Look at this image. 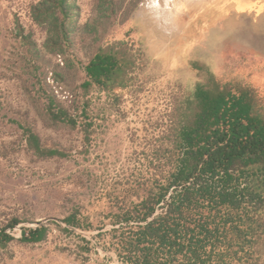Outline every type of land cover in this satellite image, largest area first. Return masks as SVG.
<instances>
[{
  "label": "rangeland",
  "instance_id": "rangeland-1",
  "mask_svg": "<svg viewBox=\"0 0 264 264\" xmlns=\"http://www.w3.org/2000/svg\"><path fill=\"white\" fill-rule=\"evenodd\" d=\"M43 2L0 0V228L21 221L0 264H126L110 231L167 175L182 102L203 79L194 65L254 88L264 106V0H69V18L43 5L38 23ZM101 50L123 72L86 87ZM31 135L62 154L39 155ZM256 220L255 254L210 264H264V205ZM40 225L44 241H18Z\"/></svg>",
  "mask_w": 264,
  "mask_h": 264
},
{
  "label": "trees",
  "instance_id": "trees-1",
  "mask_svg": "<svg viewBox=\"0 0 264 264\" xmlns=\"http://www.w3.org/2000/svg\"><path fill=\"white\" fill-rule=\"evenodd\" d=\"M43 5L46 17L58 8L67 19L75 3L44 0L34 10L38 23L45 22ZM194 68L203 71V79L182 102L167 175L132 210L116 215L110 231L126 264H210L214 254L221 260L255 254L261 228L256 218L264 205V106L254 88L223 83L203 66ZM122 72L116 56L101 50L86 66L85 86L109 87ZM67 117L64 110L55 115L75 124ZM29 142L41 156L62 154L43 149L36 135ZM20 223L14 218L0 228V248L17 240L9 230ZM65 223L81 225L76 214ZM48 233L45 225L23 227L18 241L39 243Z\"/></svg>",
  "mask_w": 264,
  "mask_h": 264
},
{
  "label": "bare ground",
  "instance_id": "bare-ground-1",
  "mask_svg": "<svg viewBox=\"0 0 264 264\" xmlns=\"http://www.w3.org/2000/svg\"><path fill=\"white\" fill-rule=\"evenodd\" d=\"M179 2V1H178ZM167 8L169 9V7L167 6ZM167 10V9H166ZM167 12V11H166ZM165 13V12H164ZM167 13H169V12H167ZM167 15V14H166ZM161 16V15H160ZM167 18H168V20L166 19V21H167V24H170V20L172 19V16H170L169 14L167 15Z\"/></svg>",
  "mask_w": 264,
  "mask_h": 264
},
{
  "label": "snow or ice",
  "instance_id": "snow-or-ice-1",
  "mask_svg": "<svg viewBox=\"0 0 264 264\" xmlns=\"http://www.w3.org/2000/svg\"><path fill=\"white\" fill-rule=\"evenodd\" d=\"M157 6H158V4H157ZM150 7H151V5H150Z\"/></svg>",
  "mask_w": 264,
  "mask_h": 264
}]
</instances>
